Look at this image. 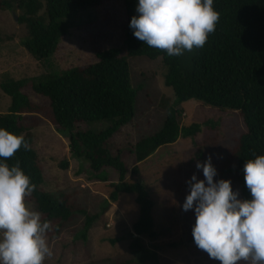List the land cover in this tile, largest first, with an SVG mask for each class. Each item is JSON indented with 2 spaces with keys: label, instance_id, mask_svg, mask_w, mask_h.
Instances as JSON below:
<instances>
[{
  "label": "trees",
  "instance_id": "obj_1",
  "mask_svg": "<svg viewBox=\"0 0 264 264\" xmlns=\"http://www.w3.org/2000/svg\"><path fill=\"white\" fill-rule=\"evenodd\" d=\"M126 18L123 47L96 53V62L84 67H73L39 80H32V89L48 100L49 119L58 133L69 142L70 155L88 164L93 178L107 183L106 168L114 170L117 182L109 183L108 200L117 203L123 194H133L138 216L131 225L130 250L138 254L139 264L156 260L152 248L159 238L152 212L155 202L151 191L137 177L140 164L147 161L163 146L174 144L179 138L193 139L203 126L215 123L180 125L178 106L191 100L219 110L238 111L245 130L234 139L220 174H235L239 199L251 200L244 179V165L256 156L264 155V0H214L213 8L220 14L216 31L210 33L202 48L185 50L180 56H169L165 51L149 48L133 35L130 22L139 0H119ZM105 0H0V11L17 12V22L26 29L22 41L25 50L36 60L49 59L60 41L68 35L76 20L99 7ZM1 41V39H0ZM161 59L164 86L173 93V107H166L167 116L161 129L154 135L138 139L133 147L135 166L131 174L135 181H127L128 170L120 154H113L108 142L133 118L136 92L131 88L127 58ZM26 80L0 78V90L9 97L7 113L0 114V129L23 135L30 146H23L12 158L0 162L10 167L20 162L22 171L30 177L36 190L28 198L35 210L48 221L65 223L72 215L65 200L42 190V170L32 148L28 114H38L41 108L22 92ZM34 123L37 117L31 118ZM214 124V125H210ZM87 129H79V126ZM90 127V128H89ZM255 153V155H253ZM203 158L202 154L197 155ZM67 167V162L61 165ZM84 225L79 232L85 237L96 216L80 210ZM218 264H221L218 263Z\"/></svg>",
  "mask_w": 264,
  "mask_h": 264
},
{
  "label": "rangeland",
  "instance_id": "obj_2",
  "mask_svg": "<svg viewBox=\"0 0 264 264\" xmlns=\"http://www.w3.org/2000/svg\"><path fill=\"white\" fill-rule=\"evenodd\" d=\"M77 19L68 35L59 43L57 51L49 58L38 61L23 47L26 36L24 26L15 21L17 12L0 11V78L26 80L22 92L39 106L38 114H28L32 137L31 146L37 153L43 174V191L65 200L71 207L68 221L57 226L51 221L53 231L48 234L52 256L44 264H139L138 254L130 250L131 225L138 216V206L133 194H123L117 203H110L109 183L117 182L114 170L106 168L107 183L93 178L88 164L74 159L69 153L68 139L58 133L49 119L48 100L32 89V80H39L56 72L73 67H84L96 62V53L110 48L123 47L126 18L119 0H105L99 7L88 9ZM131 88L136 92L132 121L122 127L108 142L111 152L120 154L128 173L126 180L135 181L131 174L135 166L131 152L134 143L157 133L167 116L165 108L173 107L172 90L163 83L164 69L161 59L146 57L127 58ZM10 99L0 90V114L7 113ZM180 125L210 121L213 126H203L193 139L179 138L174 144L163 146L140 164V181L151 191L155 202L152 212L159 238L153 246L144 243L156 253V260L144 264H218L208 253L200 250L193 239L195 211L183 210L186 196L190 194L188 181L195 174L203 180V171L196 168L209 155L219 174L234 139L244 130L238 111L219 110L198 101H188L178 106ZM37 117V122L31 120ZM214 125V124H210ZM83 125L79 129H87ZM90 128V127H89ZM202 154L203 158H198ZM67 162V167L61 165ZM230 180L233 191L239 192L235 174H220L214 180ZM239 198V197H238ZM29 207L35 210L33 203ZM85 211L96 219L83 238L79 235L84 225ZM243 264V262H240Z\"/></svg>",
  "mask_w": 264,
  "mask_h": 264
},
{
  "label": "clouds",
  "instance_id": "obj_3",
  "mask_svg": "<svg viewBox=\"0 0 264 264\" xmlns=\"http://www.w3.org/2000/svg\"><path fill=\"white\" fill-rule=\"evenodd\" d=\"M213 2L139 0L130 28L149 48L180 56L202 48L216 31L220 14ZM22 146L30 150L23 135L0 129V157L12 158ZM196 168L202 169L204 179L191 177L190 194L182 206L185 212L195 211L196 246L221 264H264V155L244 165L251 200L239 199L230 180H214L218 172L211 155ZM35 190L19 161L11 167L0 162V264H44L53 254L48 237L53 226L28 204Z\"/></svg>",
  "mask_w": 264,
  "mask_h": 264
},
{
  "label": "water",
  "instance_id": "obj_4",
  "mask_svg": "<svg viewBox=\"0 0 264 264\" xmlns=\"http://www.w3.org/2000/svg\"><path fill=\"white\" fill-rule=\"evenodd\" d=\"M13 17H14L15 21H17V17L14 14H13Z\"/></svg>",
  "mask_w": 264,
  "mask_h": 264
}]
</instances>
